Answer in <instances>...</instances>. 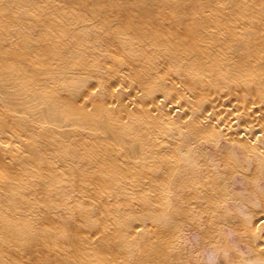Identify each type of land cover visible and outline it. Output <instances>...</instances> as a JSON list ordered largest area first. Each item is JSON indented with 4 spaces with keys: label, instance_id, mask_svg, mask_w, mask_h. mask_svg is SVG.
Segmentation results:
<instances>
[{
    "label": "bare ground",
    "instance_id": "bare-ground-1",
    "mask_svg": "<svg viewBox=\"0 0 264 264\" xmlns=\"http://www.w3.org/2000/svg\"><path fill=\"white\" fill-rule=\"evenodd\" d=\"M84 75L97 87L76 92ZM60 79L67 87L54 95ZM175 114L174 136L186 128L188 138L209 137V122L226 137L227 128L249 131L264 150V0H0V264H84V242L69 231L79 221L99 228L78 207L101 210L112 183L128 207L129 190L144 175L152 184L157 164L175 166L169 174L181 185L214 179L204 146L180 142L173 152L176 138L162 129ZM258 188L250 191L260 216L247 233L264 240Z\"/></svg>",
    "mask_w": 264,
    "mask_h": 264
},
{
    "label": "rangeland",
    "instance_id": "rangeland-1",
    "mask_svg": "<svg viewBox=\"0 0 264 264\" xmlns=\"http://www.w3.org/2000/svg\"><path fill=\"white\" fill-rule=\"evenodd\" d=\"M20 47L18 42L14 49ZM81 78L78 79L81 85L75 87L76 92L90 83L86 75ZM62 82L67 87L65 80L52 81L54 95L60 92L58 85ZM91 87L95 88L97 85L92 82L89 85V88ZM4 90L3 94L13 95L10 84H6ZM123 94L119 90L115 96L122 97ZM124 96L122 101H126ZM37 101L30 99L27 104L34 105ZM30 111L32 110L29 108L16 109V112L22 114H29ZM181 117L180 114H175L172 116V122L169 125L165 124L162 129L169 140L173 141V137L176 138L173 152L178 155L176 146L180 142L184 146L187 143L191 148L197 145L204 146L207 151L205 158L215 178L209 180L203 177L198 181L193 178L188 183L189 186L181 185L174 180L176 177L172 176L174 172L169 174L172 168L169 164L166 167L157 164L152 169V184L148 176L144 175L138 178L137 185L129 190L128 193L134 197L132 201L129 200L128 207L114 194L117 185L122 187L121 183L115 184L114 187L113 183L105 187L100 193L99 205L104 204L101 210L86 213L82 207L77 209L82 216L96 221L98 232L94 233L85 227V222L82 221L69 231L71 236H79L84 242L85 253L81 255L83 263L84 260L87 264H104V260L105 264H249L251 261L257 263L256 259L260 253L256 248L264 247V240L262 237H251L247 231H251L260 216L256 200L259 195L251 193L250 190L257 189L259 184L260 188L264 189V150L250 145L246 134L249 131L227 128L226 137L221 133L224 131L219 126L209 122L204 125L207 130L205 134L209 137L196 140L188 138L186 128L182 134L176 133L174 136L172 128L181 124ZM213 119L211 117V120ZM22 137L34 147L32 139L24 132ZM158 140L162 142L160 137ZM125 142L133 153L135 147ZM241 143L243 144L240 145ZM216 149H219L218 152H215ZM220 154L228 156L230 162L223 165ZM136 155H139V152ZM252 156L259 158L257 164L253 162ZM175 160L177 162L178 159ZM5 169L1 168L0 174L5 172ZM238 172H241V175ZM80 204H85V200L83 199ZM103 218L105 222L101 225ZM127 224H130L129 228ZM104 226V232L101 234ZM58 231L59 234L62 233L61 227ZM88 234H93L91 235L93 240H89L90 242L87 241ZM258 235H264V228ZM95 242H99L101 247L94 250ZM103 242L107 247L102 245ZM81 250V245L76 243L74 251L79 253ZM262 250L264 251V248ZM101 253L106 257L102 258ZM95 255H98V259ZM100 257L104 260L102 261ZM40 263L41 260H38L33 264Z\"/></svg>",
    "mask_w": 264,
    "mask_h": 264
}]
</instances>
